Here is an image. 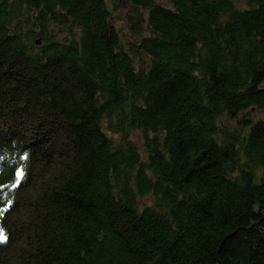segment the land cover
I'll return each instance as SVG.
<instances>
[{
  "label": "trees",
  "instance_id": "1",
  "mask_svg": "<svg viewBox=\"0 0 264 264\" xmlns=\"http://www.w3.org/2000/svg\"><path fill=\"white\" fill-rule=\"evenodd\" d=\"M263 84L264 0H0V264H264Z\"/></svg>",
  "mask_w": 264,
  "mask_h": 264
},
{
  "label": "rangeland",
  "instance_id": "2",
  "mask_svg": "<svg viewBox=\"0 0 264 264\" xmlns=\"http://www.w3.org/2000/svg\"><path fill=\"white\" fill-rule=\"evenodd\" d=\"M5 122L10 123L4 118L0 119V131L3 130V132H6V128L3 126ZM31 135L32 131L30 132L28 130V132L25 131L20 133L18 137L28 140ZM52 169L53 168H47L39 165L33 167L27 182L17 193L18 203L16 204V207L14 208V211L10 215L9 219L14 246L19 244V242L22 240L23 233H25V229L33 218V205L35 204V200L39 195H41L42 190H45L48 182L54 177V172ZM10 254V250L6 251V253L4 252L2 264H5L7 261H9L8 259L11 257Z\"/></svg>",
  "mask_w": 264,
  "mask_h": 264
},
{
  "label": "snow or ice",
  "instance_id": "3",
  "mask_svg": "<svg viewBox=\"0 0 264 264\" xmlns=\"http://www.w3.org/2000/svg\"><path fill=\"white\" fill-rule=\"evenodd\" d=\"M17 183H19V180H17ZM6 240H7V237L5 236V234L3 233V231L0 230V243H4V242H6Z\"/></svg>",
  "mask_w": 264,
  "mask_h": 264
},
{
  "label": "water",
  "instance_id": "4",
  "mask_svg": "<svg viewBox=\"0 0 264 264\" xmlns=\"http://www.w3.org/2000/svg\"><path fill=\"white\" fill-rule=\"evenodd\" d=\"M263 88H264V84H263ZM18 174H19V173H18ZM18 174H17V176H19Z\"/></svg>",
  "mask_w": 264,
  "mask_h": 264
}]
</instances>
